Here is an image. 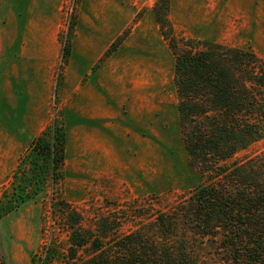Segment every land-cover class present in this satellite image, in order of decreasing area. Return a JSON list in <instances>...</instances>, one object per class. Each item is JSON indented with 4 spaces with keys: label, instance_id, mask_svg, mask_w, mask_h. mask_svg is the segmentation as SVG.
<instances>
[{
    "label": "rangeland",
    "instance_id": "obj_1",
    "mask_svg": "<svg viewBox=\"0 0 264 264\" xmlns=\"http://www.w3.org/2000/svg\"><path fill=\"white\" fill-rule=\"evenodd\" d=\"M157 1L0 0V200L6 188L12 190L13 172L34 137L61 122L69 132L62 180L50 181L41 196L0 218V264H31L47 246L57 250L54 264L60 263L70 241L54 198L81 212L84 226L95 227L99 215L114 213L115 202L123 207L147 201L153 209H167L204 182L181 138L175 58L155 20ZM170 3L178 34L250 49L264 59V0ZM30 22L47 41L49 50L35 49L49 65L43 62L40 69L22 60L11 72L6 50ZM84 33L93 39L111 34L112 40L101 58L94 57L92 70L79 77L81 61L73 52ZM67 40L71 55L64 63ZM104 66L108 115L82 120L80 88ZM263 151L264 139L236 158Z\"/></svg>",
    "mask_w": 264,
    "mask_h": 264
},
{
    "label": "trees",
    "instance_id": "obj_2",
    "mask_svg": "<svg viewBox=\"0 0 264 264\" xmlns=\"http://www.w3.org/2000/svg\"><path fill=\"white\" fill-rule=\"evenodd\" d=\"M170 10V0H158L155 20L175 58L181 138L190 165L205 180L167 209L115 202L114 213L99 215L95 227L54 198L70 241L59 264H264V151L236 158L264 139V59L250 49L178 34ZM70 55L67 40L64 63ZM68 142L62 122L29 142L12 190L0 200V218L62 180ZM56 258L57 250L47 246L31 264Z\"/></svg>",
    "mask_w": 264,
    "mask_h": 264
},
{
    "label": "crops",
    "instance_id": "obj_3",
    "mask_svg": "<svg viewBox=\"0 0 264 264\" xmlns=\"http://www.w3.org/2000/svg\"><path fill=\"white\" fill-rule=\"evenodd\" d=\"M26 28V33H25ZM21 29H23L21 31ZM109 32L111 31V28L109 27ZM103 37H95L93 39L92 33L85 34L83 37H79V41L82 42L79 44L78 49L76 47V50L73 52V56H76V58H79V64L77 65V75L79 77H83L86 72H89L93 68L92 60L96 56L97 59L101 58L105 52V49L107 47V43L110 42L111 34L105 35L102 34ZM53 41L55 39L53 38ZM46 40L42 34L34 32V28L31 25V22L29 25L21 27L20 28V34H18L13 41L8 46V49L6 51V55L9 57L7 60V63L9 64V71L14 72L17 70V65L20 61H24L25 65H31L33 64L35 66H39L40 69H43V62L48 63V59L45 58L43 60L42 58L37 57L36 49L35 47H38L41 49L49 50V48L46 45ZM74 43V48H75ZM37 50V51H38ZM45 52V56H48L47 51ZM77 54V55H76ZM19 56V59H15ZM34 56H36L34 59H32ZM79 56V57H78ZM101 56V57H100ZM33 60V61H32ZM45 63V64H46ZM82 63V66H81ZM49 65V63H48ZM47 66H45L46 68ZM4 67H2L3 69ZM44 68V69H45ZM108 70L107 67H102L99 69L98 72H95L94 74H91L87 85L85 86L86 89L83 90L80 88L79 95H78V114L79 117L82 120L91 122V120L97 119V118H105L107 114V98H106V92L105 89L107 87L106 79H105V71ZM88 89V90H87ZM77 101V100H76ZM88 106V110H84L83 108ZM75 111V110H74ZM77 112V111H76ZM75 112V113H76ZM77 114V113H76ZM25 135V132L20 134V138H22Z\"/></svg>",
    "mask_w": 264,
    "mask_h": 264
}]
</instances>
